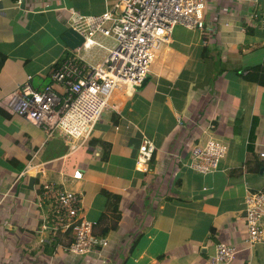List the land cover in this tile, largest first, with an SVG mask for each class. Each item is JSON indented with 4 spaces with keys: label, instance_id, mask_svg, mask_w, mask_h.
I'll return each mask as SVG.
<instances>
[{
    "label": "crops",
    "instance_id": "crops-1",
    "mask_svg": "<svg viewBox=\"0 0 264 264\" xmlns=\"http://www.w3.org/2000/svg\"><path fill=\"white\" fill-rule=\"evenodd\" d=\"M16 1L0 0V100L24 82L60 92L52 68L66 58L94 65L112 44L95 35L88 47L70 45L62 34L68 8L96 15L113 0ZM203 18L207 38L172 29L154 48L157 69L148 68L139 87L123 84L111 93L82 143L57 134L45 139L0 107V264H208L219 242L236 249L227 264H264V242L242 243L244 195L264 191L257 157L264 148V0L253 7L206 0ZM208 137L226 154L216 172L199 175L185 167L186 156ZM143 140L153 147L145 173L134 166ZM41 181L81 192L80 214L107 240L99 256L73 257L65 249L68 232L50 240L41 229Z\"/></svg>",
    "mask_w": 264,
    "mask_h": 264
},
{
    "label": "built area",
    "instance_id": "built-area-1",
    "mask_svg": "<svg viewBox=\"0 0 264 264\" xmlns=\"http://www.w3.org/2000/svg\"><path fill=\"white\" fill-rule=\"evenodd\" d=\"M205 1L113 0L109 10L96 15H81L68 8L69 28L83 37L84 47L93 43L95 35L111 37L112 44L94 65L84 66L74 58H66L52 68L49 78L60 86V92L50 84L36 91L24 82L2 97L0 107L39 128L45 139L57 134L80 143L86 141L108 107L117 84L140 86L153 59L152 50L167 40L176 25L187 30L204 28ZM242 1L253 7L257 0ZM19 3L17 0L16 4ZM223 27L227 24L224 23ZM202 45H205L204 41ZM152 150L151 143L146 140L138 146L134 166L139 172L147 171V160ZM225 154L226 146L208 137L202 144L191 146L185 167L199 175L210 174L216 172ZM257 157L262 167L260 176L264 179V148L257 152ZM72 177H80V173L75 171ZM39 187L36 206L44 211L41 229L48 231L49 239L60 232H68L72 237L65 248L68 254L73 257L85 255L92 260L99 256L107 240L94 236L93 223L80 214L81 192L65 190L47 181H41ZM243 203L242 243L251 247L264 242V226L260 223L264 191H247ZM235 253L234 247L219 242L208 264H227Z\"/></svg>",
    "mask_w": 264,
    "mask_h": 264
},
{
    "label": "rangeland",
    "instance_id": "rangeland-1",
    "mask_svg": "<svg viewBox=\"0 0 264 264\" xmlns=\"http://www.w3.org/2000/svg\"><path fill=\"white\" fill-rule=\"evenodd\" d=\"M111 1V0H110ZM109 5L111 6V3L109 2ZM178 25H176L174 28H173V30L177 27ZM178 27H180V26H178ZM173 30H172V32H173ZM199 31V30H198ZM207 33L205 32V31H203V30H200L199 31V35H201L202 37H204V39L205 38H207V36H205ZM153 51V54L155 53V49H153L152 50ZM213 58H215V56H211V59H213ZM158 64H159V60H158V58L156 59V57H154L153 58V60L148 64V68L150 69V70H156L157 69V66H158ZM251 73V72H250ZM120 85H123V83H118L117 84V86H116V88L114 89V91L116 90V89H118L119 88V86ZM129 85V84H128ZM113 91V92H114ZM112 92V93H113ZM85 258V259H88V256H85V255H82V257H79L78 259H81V258Z\"/></svg>",
    "mask_w": 264,
    "mask_h": 264
},
{
    "label": "water",
    "instance_id": "water-1",
    "mask_svg": "<svg viewBox=\"0 0 264 264\" xmlns=\"http://www.w3.org/2000/svg\"><path fill=\"white\" fill-rule=\"evenodd\" d=\"M62 39H64L70 45L71 43H75L77 45L83 41L82 36L70 28L62 34ZM259 174H261V170L259 171Z\"/></svg>",
    "mask_w": 264,
    "mask_h": 264
},
{
    "label": "trees",
    "instance_id": "trees-1",
    "mask_svg": "<svg viewBox=\"0 0 264 264\" xmlns=\"http://www.w3.org/2000/svg\"><path fill=\"white\" fill-rule=\"evenodd\" d=\"M203 58H205L204 57V55H203ZM217 62L219 63V60H217ZM212 66H213V64H212ZM212 66H210V65H207V71H208V69H210V68H212ZM263 75V74H262ZM261 78L262 79H260L261 81H260V83H261V85H264V75H263V77L261 76ZM152 154L153 153H151V156H152ZM150 156V157H151ZM106 195V194H105ZM107 195H109V194H107ZM109 196H111L112 198H114V200H116L117 199V194H111L110 193V195ZM115 208V203H113L112 205H111V209H109L110 210V212L113 210ZM104 218V214H101L100 215V217L98 218V222H100L99 220H102ZM106 228H102V230H101V234H104L105 232H106ZM134 244V243H133ZM132 244V245H133ZM131 245V246H132ZM127 254H128V252H127Z\"/></svg>",
    "mask_w": 264,
    "mask_h": 264
},
{
    "label": "clouds",
    "instance_id": "clouds-1",
    "mask_svg": "<svg viewBox=\"0 0 264 264\" xmlns=\"http://www.w3.org/2000/svg\"><path fill=\"white\" fill-rule=\"evenodd\" d=\"M82 38H83V37H82ZM145 78H146V76H145ZM144 81H145V79H144ZM144 81H143V83H144ZM143 83H142V84H143ZM142 84H141V85H142ZM138 87H139V86H138ZM10 92H11V91H10ZM1 99H2V98H1ZM151 153H152V152H151ZM150 156H151V155H150ZM149 158H150V157H149ZM260 165H261V162H260ZM261 172H262V167H261ZM79 173H80V172H79ZM260 175H261V174H260ZM263 180H264V179H263ZM259 191H261V190H259ZM94 236H95V235H94Z\"/></svg>",
    "mask_w": 264,
    "mask_h": 264
}]
</instances>
